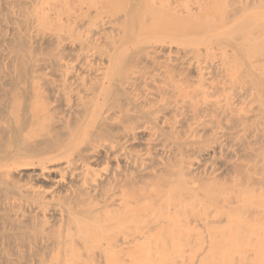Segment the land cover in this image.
I'll use <instances>...</instances> for the list:
<instances>
[{
  "label": "bare ground",
  "instance_id": "6f19581e",
  "mask_svg": "<svg viewBox=\"0 0 264 264\" xmlns=\"http://www.w3.org/2000/svg\"><path fill=\"white\" fill-rule=\"evenodd\" d=\"M0 264H264V0H0Z\"/></svg>",
  "mask_w": 264,
  "mask_h": 264
}]
</instances>
